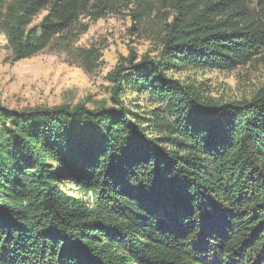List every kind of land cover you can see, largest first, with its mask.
Returning a JSON list of instances; mask_svg holds the SVG:
<instances>
[{
  "label": "trees",
  "instance_id": "obj_1",
  "mask_svg": "<svg viewBox=\"0 0 264 264\" xmlns=\"http://www.w3.org/2000/svg\"><path fill=\"white\" fill-rule=\"evenodd\" d=\"M124 1L148 9L0 0V34L12 62L30 59ZM157 4L158 55L109 73L111 106H0V264H264V88L217 104L169 76L251 64L264 25L249 0Z\"/></svg>",
  "mask_w": 264,
  "mask_h": 264
},
{
  "label": "rangeland",
  "instance_id": "obj_2",
  "mask_svg": "<svg viewBox=\"0 0 264 264\" xmlns=\"http://www.w3.org/2000/svg\"><path fill=\"white\" fill-rule=\"evenodd\" d=\"M157 1L161 3L140 0L147 5L145 12L136 3L124 1L117 4L115 13L96 21L80 19L57 44L18 62L11 61L5 37L0 34V106L14 110L111 106L109 73L133 58L137 63L158 55L169 10L151 15L149 8L157 7ZM248 11L252 20L264 25V0H249ZM89 50L97 57L89 60L91 64L82 54ZM169 76L198 88L217 104L250 100L264 88V49L254 62L234 71L186 69ZM122 99L144 111L145 104L136 93L126 92Z\"/></svg>",
  "mask_w": 264,
  "mask_h": 264
}]
</instances>
